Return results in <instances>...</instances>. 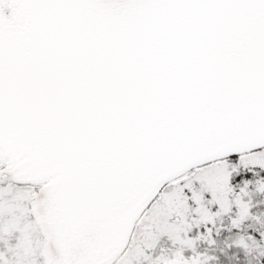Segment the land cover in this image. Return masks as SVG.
<instances>
[{
	"label": "snow or ice",
	"instance_id": "snow-or-ice-1",
	"mask_svg": "<svg viewBox=\"0 0 264 264\" xmlns=\"http://www.w3.org/2000/svg\"><path fill=\"white\" fill-rule=\"evenodd\" d=\"M0 264H264V0H0Z\"/></svg>",
	"mask_w": 264,
	"mask_h": 264
}]
</instances>
